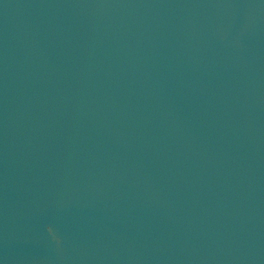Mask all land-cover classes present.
Masks as SVG:
<instances>
[{
	"label": "water",
	"instance_id": "1",
	"mask_svg": "<svg viewBox=\"0 0 264 264\" xmlns=\"http://www.w3.org/2000/svg\"><path fill=\"white\" fill-rule=\"evenodd\" d=\"M0 264H264V0H0Z\"/></svg>",
	"mask_w": 264,
	"mask_h": 264
}]
</instances>
